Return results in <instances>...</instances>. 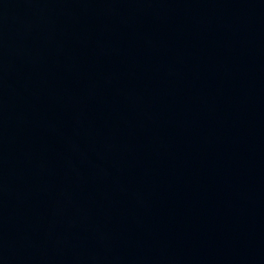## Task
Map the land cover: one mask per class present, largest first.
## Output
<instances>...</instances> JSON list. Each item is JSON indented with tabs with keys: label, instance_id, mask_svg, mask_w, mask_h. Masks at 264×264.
<instances>
[{
	"label": "water",
	"instance_id": "obj_1",
	"mask_svg": "<svg viewBox=\"0 0 264 264\" xmlns=\"http://www.w3.org/2000/svg\"><path fill=\"white\" fill-rule=\"evenodd\" d=\"M91 264H264V0H3Z\"/></svg>",
	"mask_w": 264,
	"mask_h": 264
}]
</instances>
